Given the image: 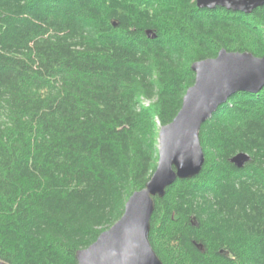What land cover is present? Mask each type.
I'll return each mask as SVG.
<instances>
[{"label": "trees", "instance_id": "trees-1", "mask_svg": "<svg viewBox=\"0 0 264 264\" xmlns=\"http://www.w3.org/2000/svg\"><path fill=\"white\" fill-rule=\"evenodd\" d=\"M222 48L264 55V4L0 0V260L76 264L155 170L192 62ZM199 138L200 173L155 197L152 247L163 264H264V87Z\"/></svg>", "mask_w": 264, "mask_h": 264}, {"label": "water", "instance_id": "water-1", "mask_svg": "<svg viewBox=\"0 0 264 264\" xmlns=\"http://www.w3.org/2000/svg\"><path fill=\"white\" fill-rule=\"evenodd\" d=\"M198 8H225L245 14L262 6L264 0H195ZM148 36L155 37L151 30ZM152 34V35H151ZM194 82L182 97L176 116L161 125L158 159L145 186L128 197L123 214L96 240L76 251V264H163L149 240L155 197L178 179L198 175L205 161L199 130L201 125L236 92H259L264 87V55L222 48L215 57L191 64ZM250 160L246 152L230 158L236 167ZM203 250L202 244H196ZM0 264H8L0 260Z\"/></svg>", "mask_w": 264, "mask_h": 264}]
</instances>
